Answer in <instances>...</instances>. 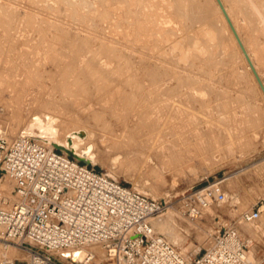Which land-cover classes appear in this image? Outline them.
I'll return each mask as SVG.
<instances>
[{
  "label": "rangeland",
  "instance_id": "1",
  "mask_svg": "<svg viewBox=\"0 0 264 264\" xmlns=\"http://www.w3.org/2000/svg\"><path fill=\"white\" fill-rule=\"evenodd\" d=\"M219 1L0 0L1 128L15 136L50 113L92 145L107 135L90 166L173 207L223 180L225 201L180 224L188 258L264 198V0ZM261 208L245 227L259 257Z\"/></svg>",
  "mask_w": 264,
  "mask_h": 264
},
{
  "label": "built area",
  "instance_id": "2",
  "mask_svg": "<svg viewBox=\"0 0 264 264\" xmlns=\"http://www.w3.org/2000/svg\"><path fill=\"white\" fill-rule=\"evenodd\" d=\"M4 178L12 183L10 196L3 194ZM222 181L183 196L181 214L194 221L224 202ZM262 206L216 226L208 247L188 258L153 227L168 208L166 200L152 199L22 131L10 136L0 127V246L28 256L0 255V264H77L63 256L74 252L83 253L78 264H264L245 228L258 223Z\"/></svg>",
  "mask_w": 264,
  "mask_h": 264
},
{
  "label": "bare ground",
  "instance_id": "3",
  "mask_svg": "<svg viewBox=\"0 0 264 264\" xmlns=\"http://www.w3.org/2000/svg\"><path fill=\"white\" fill-rule=\"evenodd\" d=\"M166 21V20H165ZM171 21V20H170ZM174 48L176 49L177 48V45H175L174 46ZM174 49V50H175ZM173 50V49H172ZM179 51V50H178ZM177 51V52H178ZM172 53V52H171ZM176 53V52H175ZM174 54V53H173ZM177 55V54H176ZM162 100V99H161ZM164 101H166V100H164ZM161 103H162V101H160ZM159 108V107H158ZM160 108H161V106H160ZM44 114V113H43ZM172 115V114H171ZM166 118V117H165ZM29 122H27V125H26V127L24 128V130L27 132V135L28 136H30V137H33V138H35L36 140H39V141H41V142H45V144H47L48 146H54V144H58V145H60V146H62L63 148H66V149H69V150H72L75 154H77L78 156H80V157H82V158H85L86 160H88L89 162H91V163H96V161L99 159H101V156H99V155H97V157H98V159H97V157H96V154H98V153H96V150L98 151V147H99V145L101 144H106L107 143V141L109 140L108 139V136L107 135H104V136H101L100 137V139H99V141H98V143L96 144V143H94V145H95V148H94V145H92V144H90L89 142H88V139H89V137H90V132H88L87 130H85V129H82V128H77V129H75V130H67V131H62V129H63V127H60V125H57L56 123H58L57 122V119H56V117L54 116V115H52V114H50V113H45L43 116H41V115H38V114H34L33 116H32V118H31V120H30V123L28 124ZM138 123V122H137ZM136 123V124H137ZM147 124H145V125H147L148 127H150L151 126V123L153 124V122H150V126H149V124H148V122H146ZM157 123H159V122H157ZM156 123V124H157ZM59 124V123H58ZM134 124H135V122H134ZM164 124V123H163ZM179 124V123H178ZM185 124V123H184ZM177 125V124H176ZM189 125V124H188ZM134 126V125H133ZM132 126V127H133ZM141 125H139V128H141L140 127ZM147 126H144V127H147ZM156 126V125H155ZM179 126V125H178ZM184 126V125H183ZM183 126L182 127H180V128H182L183 129ZM1 127V126H0ZM127 127V126H126ZM132 127H127V129L126 130H128V128H131L132 129ZM135 127V126H134ZM133 127V129L132 130H134L135 128ZM152 127V126H151ZM150 127V128H151ZM187 128H188V126H186ZM14 128V127H13ZM16 128V127H15ZM154 128V127H153ZM158 127H156V129H157ZM178 128V127H177ZM122 129H124V128H122ZM172 129V128H171ZM170 129V130H171ZM176 129V128H175ZM198 128H196V130H197ZM6 130V129H5ZM135 130H138L137 129V126H136V129ZM142 130V129H141ZM140 130V131H141ZM153 131V129H150V131ZM169 130V131H170ZM184 130V129H183ZM190 130V129H189ZM117 131H119V130H117ZM165 131V130H164ZM168 131V130H167ZM177 131V130H176ZM180 131H181V129H180ZM188 131V130H187ZM186 131V132H187ZM8 132V131H7ZM124 132V131H123ZM125 132H127V131H125ZM149 132V131H148ZM171 132V131H170ZM179 132V131H178ZM183 132H185V131H183ZM188 132H190V131H188ZM191 132H192V130H191ZM194 132V134L196 135V133L195 132H197V131H193ZM192 132V133H193ZM205 132V131H204ZM118 133V132H117ZM121 133V132H120ZM134 133V132H133ZM138 133V132H137ZM137 133H135V134H137ZM142 133V135H143V132H141ZM140 133V134H141ZM191 133V134H192ZM160 134V133H159ZM167 134V133H166ZM182 134V133H181ZM180 134V135H181ZM198 134V133H197ZM203 134H205V133H203ZM114 135V134H113ZM185 135V134H184ZM199 135V134H198ZM11 136V135H10ZM115 136H117V134H116V132H115ZM140 136V135H139ZM139 136L137 137V138H139ZM145 136V135H144ZM162 136V135H161ZM186 136H187V134H186ZM185 136V137H186ZM190 136V135H189ZM193 136V135H192ZM143 137V136H142ZM153 137V136H152ZM166 137V136H165ZM178 137V136H177ZM184 137V136H183ZM199 137V136H198ZM202 137V136H201ZM38 138V139H37ZM179 138V137H178ZM187 138V137H186ZM185 138V139H186ZM191 138H194V137H191ZM197 138V137H196ZM149 139H151V138H149ZM158 139V138H157ZM195 139V138H194ZM199 139V138H198ZM179 140V139H178ZM187 140V139H186ZM189 140V139H188ZM143 141L144 142H146L144 139H143ZM148 141H150V140H148ZM180 141V140H179ZM183 142V141H182ZM184 142H185V140H184ZM191 142H192V140H191ZM208 142V141H207ZM146 143H148V142H146ZM187 143V142H186ZM189 143H190V141H189ZM198 144V143H197ZM206 144H208V143H205V146H206ZM150 145V142H149V144H148V146ZM152 145H153V143H152ZM179 145V144H178ZM193 145V144H192ZM191 145V146H192ZM104 146H106V145H104ZM144 146V145H143ZM145 146H147V144L145 145ZM151 146V145H150ZM156 146V145H155ZM160 146V145H159ZM176 147H178L177 145H175ZM196 147H197V145H195ZM203 146V145H202ZM201 146V147H202ZM166 149H167V147L166 146H164ZM164 147H163V149H164ZM156 148V147H155ZM168 148H170V147H168ZM186 148H188V147H186ZM195 148V147H194ZM203 148V147H202ZM201 149V148H200ZM204 149V148H203ZM133 150V149H132ZM137 150H139V151H143V150H141V149H138L137 148ZM149 150H150V148H149ZM148 149H147V151L146 152H148L149 151ZM161 150V149H160ZM187 150V149H186ZM195 150V149H194ZM128 151H130V150H128ZM145 151V150H144ZM191 151V150H190ZM135 152V151H134ZM188 152H189V150H188ZM100 153V152H99ZM129 153V152H128ZM164 153V152H163ZM180 153V152H179ZM186 153H187V151H186ZM195 153V152H194ZM148 154V153H147ZM159 154V153H158ZM187 154H189V153H187ZM131 155V154H130ZM133 155V154H132ZM156 155H157V153H156ZM181 155V154H180ZM190 155V154H189ZM195 155V154H194ZM194 155H192V156H194ZM158 156H160V155H158ZM162 156V155H161ZM183 156V155H182ZM198 156V155H197ZM119 157V156H118ZM118 157H115L114 156V158H113V160L114 161H116L117 160V158ZM151 157V156H150ZM157 157V156H156ZM180 157V156H179ZM195 157V156H194ZM146 158V157H145ZM148 158V157H147ZM185 158V157H184ZM193 158V157H192ZM178 159V158H177ZM186 159L187 160H189V158L186 156ZM141 160V159H140ZM148 160V159H147ZM175 160V159H174ZM181 160V159H180ZM109 161H110V159H109ZM112 161V160H111ZM110 161V162H111ZM138 161V160H137ZM162 161V160H161ZM166 161V160H165ZM186 161V160H185ZM141 162V161H140ZM143 162V161H142ZM147 161H145V163H146ZM151 162H152V160H151ZM150 162V163H151ZM159 162H160V160H159ZM178 162V161H177ZM117 163V162H116ZM136 163H138V162H136ZM144 163V162H143ZM150 163H149V166H150ZM161 163V162H160ZM159 163V164H160ZM171 163V162H170ZM130 164H132V163H130ZM139 164V163H138ZM152 164V163H151ZM187 164V163H186ZM191 164V163H190ZM114 165H116L115 163H114ZM133 165H136V164H133ZM140 165H142L141 163H140ZM139 165V166H140ZM155 165V164H154ZM147 166V165H146ZM145 166V167H146ZM168 166V165H167ZM135 167V166H134ZM142 167V166H141ZM153 167V166H152ZM154 170V169H153ZM151 171H152V169H151ZM150 173H152V172H150ZM148 174H149V171H148ZM155 174H156V170H155ZM150 175V174H149ZM12 183H11V181H9L7 178H4L3 179V182H2V190H3V194L5 195V196H10L11 195V193H12ZM168 204V208H167V210L162 214V215H160V216H158V217H156L154 220H153V222H152V224H153V227L159 232H162V233H165L167 236H168V238H169V240L170 241H172V242H175V243H177V244H179L182 248H183V243H184V241H185V238H186V236H185V234L181 231V228H180V226L182 225L181 224V222H183L184 224L183 225H188L187 224V221H184V220H186V218L185 217H182V215H181V212H180V206L179 207H173L174 205L173 204H171V203H167ZM186 223V224H185ZM181 224V225H180ZM182 225V226H183ZM184 226V227H185ZM194 225H192V227H193ZM189 227H191L190 226V224H189ZM189 227H187V228H189ZM256 227V226H255ZM183 228V227H182ZM194 228V227H193ZM190 229H192V228H190ZM199 232V233H198ZM198 232H196V234H197V236L199 235V237H197L198 238V240H199V238L201 239L202 238V240L205 238H203V236L205 235L204 233L202 234L203 236L201 237V231H198ZM196 234H195V236H196ZM206 236V235H205ZM200 242H201V240H199ZM189 244H190V242H189ZM189 244H187V245H189ZM0 248L2 249H0V255L2 256V255H4L5 254V256H7V257H9V258H14V257H23V258H27L28 256H27V253H25V252H23V251H21V250H19V249H17V248H15V247H9V248H7V249H3V247H1L0 246ZM182 251H183V249H182ZM184 252V251H183Z\"/></svg>",
  "mask_w": 264,
  "mask_h": 264
},
{
  "label": "water",
  "instance_id": "4",
  "mask_svg": "<svg viewBox=\"0 0 264 264\" xmlns=\"http://www.w3.org/2000/svg\"><path fill=\"white\" fill-rule=\"evenodd\" d=\"M217 1L220 3L219 0H217ZM22 135H27V132H26L25 130H23V131H22ZM32 138H33V137H32ZM34 139H35V138H34ZM53 147L56 148L57 150H60V151L65 152V153L68 154L69 156H72V157L78 159L79 161H81V162H83V163H85V164L90 165L88 160H86L85 158H82V157L78 156V155L75 154L72 150H69V149L63 148L62 146H60V145H58V144H54ZM225 198H226V194H225ZM224 201H225V199H224ZM164 212H165V211H164ZM164 212H163V213H164ZM163 213H162V214H163ZM162 214H160V215H162ZM160 215H158V216H160ZM158 216H157V217H158ZM63 256L66 257V258H70L73 262H75V263L78 264V263H80V260H81L82 257H83V253H82V252H74L72 255L69 254V253H64Z\"/></svg>",
  "mask_w": 264,
  "mask_h": 264
},
{
  "label": "crops",
  "instance_id": "5",
  "mask_svg": "<svg viewBox=\"0 0 264 264\" xmlns=\"http://www.w3.org/2000/svg\"><path fill=\"white\" fill-rule=\"evenodd\" d=\"M257 203H258V202H257ZM257 203L254 204V205H257ZM262 204H263V206H264V198H263ZM254 205H253V206H254ZM228 221H229V220H228ZM228 221H227V222H228ZM227 222H224V223H221V224H226ZM193 257H194V256H193Z\"/></svg>",
  "mask_w": 264,
  "mask_h": 264
}]
</instances>
